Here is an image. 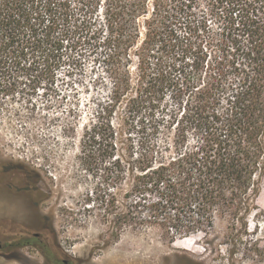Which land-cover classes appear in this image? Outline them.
Returning a JSON list of instances; mask_svg holds the SVG:
<instances>
[{
    "label": "trees",
    "instance_id": "obj_1",
    "mask_svg": "<svg viewBox=\"0 0 264 264\" xmlns=\"http://www.w3.org/2000/svg\"><path fill=\"white\" fill-rule=\"evenodd\" d=\"M198 1L0 0V78L35 70L34 87L86 56L103 66L100 158L104 179L125 186L120 202L113 187L103 199L112 241L151 227L173 242L220 225L229 253L242 245L264 259V236L247 225L264 179V0H208L216 40Z\"/></svg>",
    "mask_w": 264,
    "mask_h": 264
},
{
    "label": "rangeland",
    "instance_id": "obj_2",
    "mask_svg": "<svg viewBox=\"0 0 264 264\" xmlns=\"http://www.w3.org/2000/svg\"><path fill=\"white\" fill-rule=\"evenodd\" d=\"M195 13L198 17L206 13L204 35L216 40L222 24L219 15L208 14V0H199ZM206 40L198 41L207 46ZM131 69L135 74V59ZM65 73V66H60L51 83L42 80L34 87L29 75L36 74L35 70L12 68L7 73L12 77L0 78L15 83L13 92L0 89V156L30 163L43 180L49 191L43 214L52 217L53 228L41 232L54 239L60 264L64 259L72 264H264V259H252L242 245L229 253L231 244H222L220 225L207 234L194 233L173 242L151 227L126 230L112 241L108 220L113 218L105 215L103 199L113 187L120 202V188L125 186L104 179L100 158L108 77L89 56L71 76ZM119 115L117 110V128ZM247 225L251 233L259 227L262 241L264 179ZM19 232L0 229V240L18 237ZM0 264L46 263L31 247H13L0 250Z\"/></svg>",
    "mask_w": 264,
    "mask_h": 264
},
{
    "label": "flooded vegetation",
    "instance_id": "obj_3",
    "mask_svg": "<svg viewBox=\"0 0 264 264\" xmlns=\"http://www.w3.org/2000/svg\"><path fill=\"white\" fill-rule=\"evenodd\" d=\"M48 192L30 163L0 156V229L20 231L18 237L12 239L4 236L3 241L0 240V250L14 241L21 244L20 248L35 249L46 264H59L54 260L58 256L54 239L43 237L41 232L53 228L52 217L43 214L42 205ZM62 263L72 264L65 259Z\"/></svg>",
    "mask_w": 264,
    "mask_h": 264
}]
</instances>
